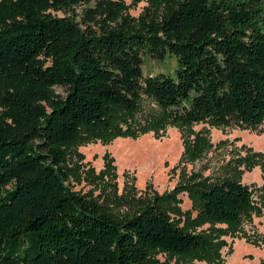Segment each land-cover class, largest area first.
<instances>
[{"label":"trees","instance_id":"trees-1","mask_svg":"<svg viewBox=\"0 0 264 264\" xmlns=\"http://www.w3.org/2000/svg\"><path fill=\"white\" fill-rule=\"evenodd\" d=\"M135 1L136 17L122 0H0V264H222L220 237L259 212L241 175L264 153L127 212L71 188L68 146L83 137L173 124L194 158V124L264 125V0ZM143 54L174 55L175 75L144 76ZM181 190L197 212L183 225L165 205ZM257 195L264 207V184Z\"/></svg>","mask_w":264,"mask_h":264},{"label":"rangeland","instance_id":"rangeland-1","mask_svg":"<svg viewBox=\"0 0 264 264\" xmlns=\"http://www.w3.org/2000/svg\"><path fill=\"white\" fill-rule=\"evenodd\" d=\"M122 1L127 13L134 17L146 5L143 1ZM75 12L81 13V7H76ZM53 13L59 16L71 14ZM176 68L174 55H167L161 61L143 54L141 69L144 76L159 73L174 76ZM54 91L61 96L66 94L62 86H54ZM193 131L186 136L192 142L193 151L199 148L196 134L204 137L199 154L194 158L186 153L185 135L173 124H167L157 133L147 131L137 137L100 134L77 139L68 146L71 188L103 210L127 212L151 202L156 196L176 191V186L186 181L215 178L231 173L233 169H243L242 163L256 159V153H264V125L253 129L200 122L193 125ZM263 165L264 162L259 161L241 175V181L253 189V200L260 210L250 220L243 219L235 232L220 237L226 243L219 250L222 264H264V207L257 195L258 187L264 184ZM172 201L174 203L165 205L170 207V215L179 225L189 223L190 218L196 216L193 202L184 190L177 192ZM215 226L225 227L222 224ZM209 227L210 224H203L193 230ZM155 258L161 264H210L165 253H157Z\"/></svg>","mask_w":264,"mask_h":264}]
</instances>
